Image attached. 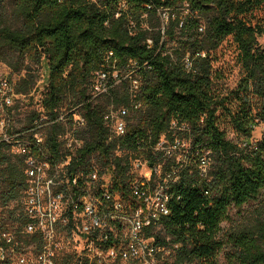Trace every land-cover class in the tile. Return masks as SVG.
<instances>
[{
    "label": "trees",
    "instance_id": "1",
    "mask_svg": "<svg viewBox=\"0 0 264 264\" xmlns=\"http://www.w3.org/2000/svg\"><path fill=\"white\" fill-rule=\"evenodd\" d=\"M262 10L264 0H0V62L20 75L15 91L34 89L29 64L45 60L47 116L77 108L87 122L73 164L112 160L120 189L128 162L112 157L119 145L160 166L159 179L174 171L163 228L179 245L167 264H264V128L250 141L254 125L264 127V27L254 23ZM227 38L243 73L222 93L213 60ZM101 73L106 90L95 96ZM119 108L126 134L108 140L103 118ZM61 129L47 130L52 151ZM161 136L165 149L153 150ZM23 188L20 163L7 157L0 202Z\"/></svg>",
    "mask_w": 264,
    "mask_h": 264
},
{
    "label": "built area",
    "instance_id": "2",
    "mask_svg": "<svg viewBox=\"0 0 264 264\" xmlns=\"http://www.w3.org/2000/svg\"><path fill=\"white\" fill-rule=\"evenodd\" d=\"M103 80L101 73L95 96L106 90ZM15 83L0 78V168L7 157L18 161L24 188L15 200L0 202V264H167L179 245L163 228L174 171L159 179L160 166L116 145L112 157L128 162V180L116 189L112 160L101 164L91 156L73 164L87 129L77 108H62L49 118L41 93L31 101L34 89L17 93ZM125 116L119 108L103 118L108 140L126 134ZM54 125L62 127L56 151L47 143V130ZM164 144L161 136L153 150L165 149ZM206 166L202 160L200 175H206ZM67 256L70 260L64 261Z\"/></svg>",
    "mask_w": 264,
    "mask_h": 264
},
{
    "label": "rangeland",
    "instance_id": "3",
    "mask_svg": "<svg viewBox=\"0 0 264 264\" xmlns=\"http://www.w3.org/2000/svg\"><path fill=\"white\" fill-rule=\"evenodd\" d=\"M255 24L261 25V27H264V10L258 12L255 14L254 19ZM259 45H264V35L259 36L257 38ZM30 67L33 69V73L36 75V83L33 91V100L34 102H37V98L41 91L43 90V87L46 83V62L45 60H42L40 64H29ZM213 67L216 70V73H218L219 78L216 82V88L220 90L222 93H226L230 91L231 89L235 88L237 82L242 76L243 70L241 68V65L237 58V48L232 43L231 38H227L224 40L221 44V46L215 51V56L213 60ZM20 74H23L20 73ZM20 75H17L16 73H11L10 69L4 64L0 62V78L1 77H7L12 80H17ZM66 108V107H63ZM15 116L14 118H17ZM224 126H227V121H225ZM228 127V126H227ZM262 124L256 123L254 127L252 128V134L250 141L254 142L260 139L262 135ZM227 134L228 137L234 138V134L228 129ZM256 205L255 202L251 203L250 205L245 207V213L249 212L252 207ZM234 218V211L231 212ZM224 229H227L229 227V224H223ZM223 259V258H222Z\"/></svg>",
    "mask_w": 264,
    "mask_h": 264
}]
</instances>
